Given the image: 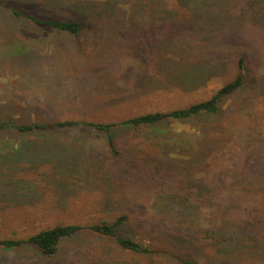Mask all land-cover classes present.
<instances>
[{
    "label": "rangeland",
    "instance_id": "374dc122",
    "mask_svg": "<svg viewBox=\"0 0 264 264\" xmlns=\"http://www.w3.org/2000/svg\"><path fill=\"white\" fill-rule=\"evenodd\" d=\"M0 1L94 23L75 43L14 27L0 5V119L120 121L188 106L239 72L245 78L219 114L155 131L118 128L121 155L89 126L0 130V239L125 215L119 232L150 250L85 231L52 256L0 246V264H264V0ZM129 150L143 175L128 169ZM197 151L189 182L177 164ZM160 161L164 184L146 175Z\"/></svg>",
    "mask_w": 264,
    "mask_h": 264
},
{
    "label": "trees",
    "instance_id": "16d2710c",
    "mask_svg": "<svg viewBox=\"0 0 264 264\" xmlns=\"http://www.w3.org/2000/svg\"><path fill=\"white\" fill-rule=\"evenodd\" d=\"M2 9H4L8 14L12 16L11 22L13 26H21L26 24L27 26L40 28L46 31L52 32H64L66 35H69L75 43H79L80 38H82L88 29L93 28V22L87 19H64V18H51V17H39L34 13L24 11L23 9L17 8L16 6H10L9 3L0 1ZM7 9V10H6ZM19 49V48H18ZM8 49L6 52L9 54ZM245 56L240 57L239 68L242 69L245 62ZM245 84L244 75L239 72L236 77L228 82H226L222 87L217 89L210 97L192 103L185 107L171 109L169 111H156V112H147L140 115L132 116L120 121L114 122H101V121H85V120H64L56 122H38L33 121L30 123H17L11 119H0V130L2 129H15L22 132H31L35 130H48V129H57V128H67L74 125H83L89 126L97 131L106 132L107 140L112 151H115V154L121 155L122 150L117 148V135L115 131L118 128H125L127 130H137L139 127H149L151 130H158L157 127L168 121L176 120H185L189 118H194L199 115H216L219 114L221 109V104L229 95L233 94L235 91L241 89ZM127 164L128 169L133 173H146V170L141 164L139 158H136V153L134 151H127ZM200 152L197 151L196 154H193L192 158L189 161L179 162L177 168L187 172L185 175H190L187 179L189 182L195 175L192 172L194 167L199 166L197 160V155ZM162 161L159 162L158 166L148 173V179L152 180L154 178L160 179L164 184L167 180V173H160V169L163 167ZM187 162V163H184ZM126 216L123 215L119 217L114 222H108L106 220L100 223L94 224H57L52 227H47L41 229L33 234H30L27 237L20 238H4L0 239V246L4 248L11 249L16 248L22 245H32L36 247L40 253L52 256L58 252L62 243L70 238H74L77 235L85 232L91 231L102 236H107L113 238L117 241L118 245L122 248L131 250L137 253H147L149 248L145 243L140 242L134 239L131 236L123 235L119 232V225L125 220ZM182 264H198L194 260L183 259Z\"/></svg>",
    "mask_w": 264,
    "mask_h": 264
}]
</instances>
